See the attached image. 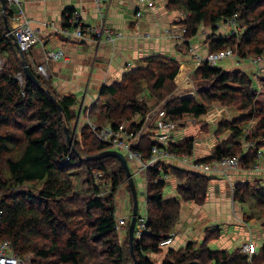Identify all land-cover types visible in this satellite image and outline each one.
<instances>
[{
    "label": "trees",
    "instance_id": "16d2710c",
    "mask_svg": "<svg viewBox=\"0 0 264 264\" xmlns=\"http://www.w3.org/2000/svg\"><path fill=\"white\" fill-rule=\"evenodd\" d=\"M166 7L185 14L182 42L186 46L206 26L214 31L206 38L209 51L232 48L240 59L264 54V0H168ZM73 12V7L64 12L66 28L72 26ZM6 14L10 25L9 9ZM234 14L242 25L241 31L218 34L219 23ZM6 32L0 2V55L5 58L0 69V240H10L19 255L32 254V264H134L129 230L118 231L116 219L115 191L128 180L125 169L115 156L87 158L113 149L96 137L87 121L72 149L65 128L77 118L76 95L58 94L51 77L37 72L27 52H23L42 85L29 79L20 50ZM180 70L181 63L169 55L144 57L142 64L101 87L97 99L90 104L91 120L114 128L126 123L129 130L140 133L133 148L148 157L158 142L156 132H143L142 126L157 106L163 103L167 115L178 120L186 114L200 117L218 102L238 114L218 121L215 134L219 139L210 155L199 160L213 162L237 156L240 166L248 169L261 157L264 163V116L258 118L263 108L250 74L241 67L225 68L203 61L193 71V77L208 85L195 95L172 96L179 85ZM259 79L264 88V75ZM145 90L154 99L153 104L143 97ZM84 113L86 117L85 110ZM138 117L142 118L140 122ZM256 119V125H250ZM247 128L251 129L249 133ZM187 137L171 140L169 147L193 154L195 139ZM247 142L253 145L247 148ZM163 173L178 179L179 197H164L166 181L157 178ZM213 178L214 175L168 162L146 171L145 203L150 230L140 236L135 230L137 264H153L147 254L162 251L160 242L180 219L179 198L204 203ZM103 179L111 187L107 196L101 194L98 180ZM233 196L246 207V220L257 217L264 225L263 185L257 180L237 181ZM219 236V229L208 230L201 243L190 241L179 249L169 248L161 264H264V243L250 259L241 247L210 248L209 241Z\"/></svg>",
    "mask_w": 264,
    "mask_h": 264
},
{
    "label": "crops",
    "instance_id": "0c3cea01",
    "mask_svg": "<svg viewBox=\"0 0 264 264\" xmlns=\"http://www.w3.org/2000/svg\"><path fill=\"white\" fill-rule=\"evenodd\" d=\"M167 1L156 0V4L149 8L137 0H100V5L97 0H25L27 14L33 26L38 27V32H41V37L38 35V43L36 42L27 52V57L33 66L36 63L46 66L48 76L51 77L58 94L76 95L77 103L74 109L77 113L78 126L81 127L87 121L84 109L97 99L104 84L119 80L125 71L142 64L144 57L153 54L169 55L181 63L178 77L182 76V80L177 91L180 87L184 90L194 89L195 92L201 88L197 81L193 82L190 78L198 63L189 47L195 44L199 49L202 44L201 49L207 52V45L205 40L198 36L191 38L190 46H186L182 40L165 35V28L170 23L180 20L183 15L180 11L168 10ZM69 7L79 12L80 23L83 25H99L101 23L99 11H102L105 28L112 31V39L106 32H103L101 39L95 36L90 39H78L71 34H65L64 12ZM138 10L142 11L141 17L136 15ZM73 28L74 26H71L72 30ZM115 33H121L122 36L117 37ZM138 33H148L149 36L139 37ZM51 50H62L64 55L57 59H47L46 53ZM224 60H227L225 63L227 67L235 65L228 58ZM245 67L253 68L250 63H245ZM157 108L158 106L146 116L142 126L143 132L155 131ZM233 116L235 115L231 113L227 118ZM141 120V117L137 118L138 122ZM176 133L177 131L171 140H174ZM178 166L181 167L180 164ZM245 180H257L264 186V163H260L258 169L254 170L239 168L229 169L227 173L214 174L207 200L202 204L179 198L180 219L172 230L173 241L167 244L168 246H162V252L166 250L162 257L156 259L147 254L153 260V264H161L169 248L179 249L190 241L201 243L207 231L214 229L220 230L218 238L222 236L217 240L219 241L217 249H234L240 247L244 241L252 239L257 253L264 243L263 222L254 218L246 220L244 216L246 207L233 196L235 182ZM178 186V179L174 175H169L164 187V197H179ZM116 216H124L130 220L129 213L118 211ZM216 245L218 246L217 243ZM154 259L158 263H155Z\"/></svg>",
    "mask_w": 264,
    "mask_h": 264
},
{
    "label": "built area",
    "instance_id": "2783aa9c",
    "mask_svg": "<svg viewBox=\"0 0 264 264\" xmlns=\"http://www.w3.org/2000/svg\"><path fill=\"white\" fill-rule=\"evenodd\" d=\"M140 3H144L147 7L152 8L156 4V0H137ZM7 9L10 11V32H6V35L12 33L16 38L18 43V48L21 52H29L32 49L33 45L38 41V27H34L32 25V20L27 14L25 0H6ZM98 5H100V0H97ZM101 23L99 25H84L80 23V14L78 11L74 10L73 15L70 17L71 24L74 26L73 30L70 28L64 29L65 34H71L78 39L81 38H100L102 37L103 32H106L110 39H112L111 34L112 31L110 29L105 28V20L104 13L99 11ZM137 17H141L142 11L138 10L136 12ZM227 22L228 26L231 27L230 33H238L242 29V25L237 20V15L234 14L230 16L221 23ZM218 25V28L220 24ZM218 28L216 32H218ZM165 35L177 40L184 39V33L186 31V23H185V14L182 15L180 20H177L173 24H169L165 28ZM200 33V34H199ZM198 35L209 36L213 33L212 29H204L201 28ZM117 37H121V33H115ZM139 37L149 36L148 33H138ZM190 50L193 52L192 54L197 58L198 63L201 64L203 61H207L212 65L218 60H224L227 58H232L235 61V64L240 63L241 60L238 59L236 52L232 48H226L223 50L217 51H209L204 55H200L199 49L192 45ZM64 55V51L62 50H51L46 53L47 59H57ZM251 57V56H250ZM250 63L253 67V70L256 71L257 77H259L261 72H264V54L256 55L251 57ZM5 65V60L2 56H0V69H2ZM35 68L37 72L42 73L46 77L48 76V72L46 66L42 63H36ZM21 78V75H19ZM91 104V103H90ZM90 104L86 106L84 109L87 113V123L90 125L96 137L108 143L111 148L122 152L126 158L128 163H136L137 171L136 173H141L145 178V173L151 167L157 165L159 168L161 163H169L175 165H181L183 168L191 169L199 173L214 175L217 173H227L229 169L241 168L239 163V158L237 156L233 157H225L218 161L207 162L201 161L197 157L194 158L192 155L181 152L169 147V142L174 136V133L178 130L179 122L170 118L166 111L164 110L163 103L158 106L155 112V140L158 142L154 144L151 148L150 155L148 157H144L140 152L133 148L139 141L140 133L135 129H128V125L126 123H122L118 128H114L111 125H99L91 120L90 117ZM151 113V112H150ZM149 113V114H150ZM148 114V115H149ZM251 131L250 128H247L246 132L249 133ZM253 145V142H247L246 147L249 148ZM259 156H262V153L259 152ZM260 163H263V158H260V161L253 167L258 168ZM132 171V169H131ZM133 179L134 173L132 172ZM158 179L168 180L169 174L163 173L157 176ZM0 210V214H1ZM117 219V228L118 231L122 232L124 227L128 226L129 219L124 216H116ZM148 214L146 203L143 204V209H141L137 214V225H136V234L140 236L144 232H148L150 229L147 225ZM173 241V232L170 233L169 236L164 238L160 242V246H165L167 244L172 243ZM241 249L245 251L249 258L251 259L253 254L255 253L253 240L248 239L244 241L241 245ZM33 255H19L13 248V245L10 240L3 239L0 240V264H32Z\"/></svg>",
    "mask_w": 264,
    "mask_h": 264
},
{
    "label": "rangeland",
    "instance_id": "374dc122",
    "mask_svg": "<svg viewBox=\"0 0 264 264\" xmlns=\"http://www.w3.org/2000/svg\"><path fill=\"white\" fill-rule=\"evenodd\" d=\"M204 29H210V28L204 26ZM230 31H231V27L228 26L227 22H224V23L220 24L217 33L220 35H227L230 33ZM38 35H39V37H41V32H38ZM197 36L199 38L205 40V43H206L207 48H208V44L206 42L207 36H202V35H197ZM37 43H38V41H37ZM193 45H195V44H193ZM188 46H190V44ZM201 46H202V44H201ZM201 46H199V50H200L199 53H200V55H204V53H206V52H204L203 49H201ZM190 52L193 53L191 50H190ZM254 56H256V55H254ZM254 56H251V57H254ZM251 57H248V58H245L242 60L240 58H238L241 60V62L233 65L232 67H227L225 64L227 62V60H223V59L218 60L215 63V65L222 66L225 68L226 67L227 68H233L235 66L242 65L241 67L243 69H247L246 71L250 74V76L253 79L254 87L258 90L259 104L263 108L262 112H260L258 114L259 117L257 116L260 119V117L264 116V88L262 86V81H261V79H259V77L261 74L264 75V72H261L259 77H257L258 75H256V73H255L256 71H254L253 68L252 69H249L248 67L244 68L245 63H250L249 59ZM228 59H229V61H233L232 58H228ZM197 63H198V60H197ZM233 63H235V61H233ZM193 64H195V63H193ZM190 78L193 82L197 81L194 79L193 73L191 74ZM181 80H182V76L180 78L178 77V84H179L178 87L181 85ZM197 82H198L200 87L208 85L207 81H197ZM178 87H177V89H178ZM195 94H196V92L194 89L184 90L183 87H180L179 90L178 91L176 90L172 96H189V95H195ZM143 97L146 100H148L149 103H151V104L154 103V99L150 96L148 90L144 91ZM231 113L234 115H237L238 111H236L235 109H232V108L223 107L220 105V103L214 102L213 105L208 109V111L205 114L201 115L200 117H194V116L189 115V114L183 115L181 118H179L177 120L179 122V124H178V130H177V133L175 134L174 140L175 141L183 140L185 138H188L187 136L192 135L195 139V147H194V153L190 154V155H192L194 158H196L197 156H199L200 158L207 157L208 155H210L212 148L214 147L215 143L219 139L218 136L215 134V128L217 127L218 121L221 120L222 118L230 117ZM257 120L258 119L250 122V125H253V126L256 125ZM77 124L79 125L77 118L74 119L70 124V129L72 131V133H70V134L73 135V133L75 132V134L73 136V145H74L75 137H77L78 133L81 131V129H80L81 127L77 126ZM74 129L76 131H74ZM221 138H223V136H221ZM129 165H130V169H132L131 172L134 173V181H135V188H136L137 198H138V207H139L138 212H139L141 209H143V204L145 202V190H146L145 189V178L142 176L141 173H136V171H137V164L136 163H130ZM235 169L238 170V168H235ZM244 169H248V168H243V167L240 168V170H244ZM250 169L254 170V169H258V168H250ZM255 171H257V170H255ZM220 178H225V176H220ZM81 181H82L81 179L78 180V182H81ZM98 181L101 183V186H102V193H101L102 196L109 195V193L111 192V187L105 182L104 179L98 180ZM128 185H129V181L127 180L126 183H123L121 185V187H118L117 190L115 191V203H116V209H117L116 215H117V212L119 211L120 213H129L130 218H131L132 207H133L134 202L132 201L131 192H130ZM228 187H229V184H228ZM23 188H28V187L23 186ZM229 191H230V187H229ZM254 219L258 220L257 217H255ZM127 229H128V227H126V229L124 227L122 232H125V230L127 231ZM221 237L217 238V239L210 240L208 243L210 248L217 249V247H219V241H217V240L221 239ZM216 243L218 244V246L216 245ZM258 245H259V243H258ZM165 251L163 250V252L162 251L161 252H149V254L151 255V258L153 257V258L158 259V257H162L163 254L165 255ZM154 262L158 263V261H155V259H154Z\"/></svg>",
    "mask_w": 264,
    "mask_h": 264
},
{
    "label": "water",
    "instance_id": "95a60500",
    "mask_svg": "<svg viewBox=\"0 0 264 264\" xmlns=\"http://www.w3.org/2000/svg\"><path fill=\"white\" fill-rule=\"evenodd\" d=\"M0 2L2 5L3 13H4V22H5L6 31L10 32L11 28H10V25L8 23V16L6 14L7 13V3H6V0H0ZM9 35L14 39V42H15L16 46L18 47V43H17L14 35L12 33H10ZM20 53L23 57L24 72H25L26 76L29 79H31L35 84L41 86L42 84L40 83L39 79L37 78L35 73L31 70L28 63L26 62L23 52L20 51ZM51 97L53 98L54 101H56L52 95H51ZM57 105H58L59 110L62 111V106L59 103H57ZM77 126H78V124H77ZM65 129H66L67 140H68L69 144L71 145L72 149L75 150V147L73 145V136H74L75 132L73 133V135H71L70 134V126H68V125H66ZM74 131H76V130L74 129ZM104 156H115L116 158L119 159V161L121 162V165L123 166V168L126 171L127 178L129 181V185H130V188L132 190L134 203H133V207H132V214H131L128 230H129V241H130L131 252H132V255H133L134 260H135L134 264H137L138 261L136 259L135 254H134V238H135V230H136V225H137V214H138V208L139 207H138V198H137V192H136V188H135V182H134L133 175H132V172L130 169V165L127 161L126 156L122 152L115 150V149H110L108 151H105L102 154L97 155V156H87V158H94V157L100 158V157H104ZM191 263L198 264L197 261H192ZM191 263H188V264H191Z\"/></svg>",
    "mask_w": 264,
    "mask_h": 264
}]
</instances>
